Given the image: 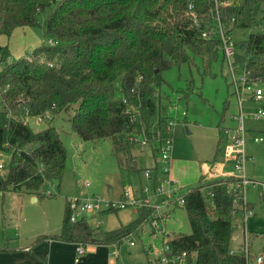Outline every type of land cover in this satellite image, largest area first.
<instances>
[{
    "label": "trees",
    "instance_id": "obj_1",
    "mask_svg": "<svg viewBox=\"0 0 264 264\" xmlns=\"http://www.w3.org/2000/svg\"><path fill=\"white\" fill-rule=\"evenodd\" d=\"M47 9L43 33L56 44L44 42L12 60L0 47V158L10 154L9 166L0 161L3 194L53 197L49 184L61 186L67 150L60 131L46 119L47 127L35 132L27 119L67 116L84 141L110 139L115 153L127 152L136 142L132 134L153 136L166 120V109L156 103L164 71L196 59L205 73L219 58L225 64L220 38L203 37L204 30L217 29L218 16L231 35L264 23V0H0V36L40 25ZM241 49L236 64L248 82L264 86V32H251ZM204 179L185 194L191 234L168 237L166 252L186 253L190 264H248L243 252L230 249L233 219L245 214L236 179ZM152 215L140 208L135 221L105 232L88 218L71 222L67 201L60 233L36 242L120 246L128 236L141 237L139 229Z\"/></svg>",
    "mask_w": 264,
    "mask_h": 264
},
{
    "label": "rangeland",
    "instance_id": "obj_2",
    "mask_svg": "<svg viewBox=\"0 0 264 264\" xmlns=\"http://www.w3.org/2000/svg\"><path fill=\"white\" fill-rule=\"evenodd\" d=\"M50 11L47 9L39 16L40 25L17 27L10 36H0V47L8 48L11 60L25 57L44 42L53 40L52 36H44L42 28ZM251 32H264V23L252 29L233 30L232 40L238 54H243L241 45ZM3 68L0 62V71ZM241 72L242 69H239L238 78ZM162 77L165 83L158 89L156 103L166 109V122L175 124L170 135L174 137L173 175L175 178L177 175L185 176V181H179L186 186L183 194L200 185L203 164L213 163L214 160L222 165L221 172L227 176L205 175V179L234 178V186L238 187L240 179L237 177L244 174L236 169L235 154L225 152L227 141L223 133L226 129L235 130L243 113L244 151L248 157L245 177L251 182L240 197L242 210L247 209L248 212L246 216L243 214L233 219L230 249L235 253L242 252L247 232L252 245L251 264H256L257 257L264 256V117L253 115L264 104L253 101L249 94H243L241 111L228 67L220 58L212 64L209 73H205L203 64L196 59L195 64H182L164 71ZM48 115L43 120L35 117L27 119V122L35 132H39L47 127L48 119L60 131L67 150L61 186L56 182L49 184L47 194L55 195L53 197L39 198L12 190L4 194L0 192V246L13 245L17 240L18 244L34 245L39 237L49 238L59 234L67 201L96 197L120 203L124 201L125 191H132L138 199L142 198V189L149 188L153 193L152 183L144 177V169L154 167L158 151L154 142L143 144L135 138L136 142L130 145L127 152L115 153L110 139L84 141L73 131L67 116ZM256 138H263V141L256 142ZM0 161L9 166L10 154L0 158ZM164 210L166 218L160 222L166 237L150 236L151 232L141 237L134 234L128 238L135 241L133 247L128 239L123 240L120 246H102L109 254L111 264H161L157 254L167 249L165 242L168 237L179 233L191 234L192 228L183 206ZM88 218H92V225L101 220L103 231H113L135 221L138 210L135 207L107 210ZM82 256L76 255V259L81 260ZM95 264H101V259H97Z\"/></svg>",
    "mask_w": 264,
    "mask_h": 264
},
{
    "label": "built area",
    "instance_id": "obj_3",
    "mask_svg": "<svg viewBox=\"0 0 264 264\" xmlns=\"http://www.w3.org/2000/svg\"><path fill=\"white\" fill-rule=\"evenodd\" d=\"M190 9H192V6H190ZM217 19V29L213 31L204 30L203 37H217L222 41V51L225 58V64L228 67V71L231 76V84L234 88V93L238 97L241 111L243 106V94H249L253 101L264 104V88L261 87L259 83L248 82L245 69L235 62L236 46L232 40V35L228 33L227 28H225L222 24L219 16ZM195 23L198 27H200L198 20L195 19ZM49 44L54 45L56 44V41L49 40ZM239 69H242L243 73L241 72L238 78L237 74H239ZM253 116L257 118L264 117V106L257 109V112ZM48 117V114L44 116V118ZM38 118V120H43L42 117ZM243 119L244 115L241 113L240 124L238 127L235 130L226 129L223 133L227 141L225 152L227 154L231 152L235 154L236 169L239 173L244 174L241 177H237L240 181L238 187L235 188L240 192L241 196L244 195L247 185L251 182L245 177L246 162L248 157L244 151L245 129ZM166 121L167 120H164L158 125L156 131L153 132V136L149 137L146 134L142 136L140 133H134L131 136L132 140L136 138L143 144L154 142L157 145L158 151L157 158L155 159L156 163L159 162V165L156 164L153 170L147 169L144 171L145 179L152 183L153 193L150 192L149 188L142 189V198L138 199L133 195L132 191H126L124 193V201L120 203L106 202L104 199L96 197L84 201L80 199L72 200L69 202V218L71 222H76L83 218L99 216L107 210H119L127 207H135L137 210L140 208H149L153 210V215L150 220L144 221L139 229V234L144 236L149 235V232H151L153 236L160 235L162 237H166V232L160 222V220H164L166 218L167 212L164 209L184 206L185 204L183 187L177 179L172 177L174 137H171L170 135L173 133L175 124L173 122ZM255 141L261 142L263 141V138H256ZM158 170L162 175L159 178ZM159 199H161V201H158ZM247 212L248 210L245 209L244 216H246ZM102 224L103 222L101 220H97L94 227L100 228ZM129 237L130 236L126 237L125 240ZM128 240L131 247L135 246V241L132 238ZM77 245L76 255H83L86 252V245ZM166 250L161 254H157L161 264H190L187 260L186 253H183L182 256L173 257L169 254V252L167 253ZM242 252L246 256L248 264H251L252 255L250 253V236L247 232H245V245ZM76 261H78V259H76ZM256 264H264V256H258Z\"/></svg>",
    "mask_w": 264,
    "mask_h": 264
},
{
    "label": "crops",
    "instance_id": "obj_4",
    "mask_svg": "<svg viewBox=\"0 0 264 264\" xmlns=\"http://www.w3.org/2000/svg\"><path fill=\"white\" fill-rule=\"evenodd\" d=\"M221 131L219 129L218 135L219 140L221 139ZM156 156V155H155ZM204 163L203 164V174L207 176H227L221 172L222 165L220 163ZM159 165V162L155 166ZM175 168L174 160L172 166V177L173 169ZM161 173L158 170V178L161 177ZM178 181H185V176L177 175ZM182 186V185H181ZM183 189L186 186H182ZM126 192V191H125ZM124 192V193H125ZM142 193V192H141ZM36 200V198H34ZM76 243H68L59 240H43L41 242H36L34 245H23L18 244V240L13 242V245L9 244L7 247L9 250L0 252V264H95L97 259H101V264H111L109 254L106 252L102 246L104 245H87L85 246L86 252L83 254L81 260L76 261ZM1 248L3 246H0Z\"/></svg>",
    "mask_w": 264,
    "mask_h": 264
}]
</instances>
